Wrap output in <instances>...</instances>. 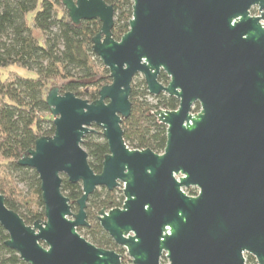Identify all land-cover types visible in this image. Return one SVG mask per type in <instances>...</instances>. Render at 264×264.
<instances>
[{"label": "water", "instance_id": "95a60500", "mask_svg": "<svg viewBox=\"0 0 264 264\" xmlns=\"http://www.w3.org/2000/svg\"><path fill=\"white\" fill-rule=\"evenodd\" d=\"M132 2L128 32L116 41L112 6L62 0L73 24L101 23L92 51L111 83L93 102L48 91L53 135L17 161L38 176L44 220L27 225L0 193L5 247L26 264H121L120 254L77 232L89 227L90 195L121 188L122 207L103 208L96 219L132 264H246L245 255L264 264V0ZM161 72L167 85L158 81ZM136 76L150 96L178 101L175 111L153 112L166 126L161 154L123 140ZM94 128L108 146L100 173L82 148ZM63 179L81 186L76 212ZM190 188L196 196L183 191Z\"/></svg>", "mask_w": 264, "mask_h": 264}, {"label": "trees", "instance_id": "16d2710c", "mask_svg": "<svg viewBox=\"0 0 264 264\" xmlns=\"http://www.w3.org/2000/svg\"><path fill=\"white\" fill-rule=\"evenodd\" d=\"M115 11L113 38L119 41L128 32L132 17V0H103ZM98 20L73 24L62 0H0V193L7 208L17 213L27 225L44 220L40 182L34 170L21 167L17 161L34 147L40 137L53 135V118L45 97L52 87L60 93L71 92L76 97L93 102L98 91L111 83L109 72L92 51L91 39L99 32ZM13 68L34 74L33 78L19 75ZM134 80V79H133ZM159 83L167 85L164 73ZM148 99L155 100L150 103ZM130 117L122 121L123 140L132 150L149 149L161 154L166 142V126L159 123L153 112L159 109L175 111L178 101L160 94L150 96L143 80L131 84ZM199 109L195 106L194 112ZM82 148L94 173H100L108 146L101 133L87 134ZM22 184L26 192L20 189ZM61 191L69 199L71 210L77 211L81 197L80 184L63 179ZM196 196L195 189H187ZM122 191L104 188L94 191L86 205L89 227L84 235L97 248L123 253L101 229L98 212L121 208ZM82 229H77L81 231ZM8 236L0 227V264H26L16 252L5 247ZM246 264H255L247 255Z\"/></svg>", "mask_w": 264, "mask_h": 264}, {"label": "rangeland", "instance_id": "374dc122", "mask_svg": "<svg viewBox=\"0 0 264 264\" xmlns=\"http://www.w3.org/2000/svg\"><path fill=\"white\" fill-rule=\"evenodd\" d=\"M251 15H252V16H258L257 8H253V9L251 10ZM12 71H15L16 73H18L19 75L24 76V77H28V78H33V77H34V74H33V73H31V72H27L26 70H22V69H18V68H13ZM142 80H143V79H142L141 76H136V77L134 78V80H133V83L137 85V84H140ZM148 101H149L150 103H154V102H155V100H153V99H148ZM194 109H195V108H194ZM198 110H199V109H198ZM193 112H194V110H193ZM197 112H198V111H197ZM194 113H196V112H194ZM94 129H95V131L101 132V131H100L99 129H97V128H94ZM19 187H20V189H22L23 192H26V189H25V187H24L22 184H20ZM194 189H195V188H194ZM118 190L121 191V188H119ZM183 191L186 192L187 190L183 189ZM195 191L198 192L197 189H195ZM186 193H187V192H186ZM88 223H89V222H88ZM79 229H82L80 232L77 231V232L79 233V235H80L81 237H83L86 241L89 242L88 237H87L86 235H84V228H79ZM119 248H120V249H123V248H121V247H118V249H119ZM121 254L123 255L122 263H123V264H131L130 258L128 257V255H127L125 249H123V253H121ZM246 256H247V255H245V260H246ZM161 264H168V263H167V260L164 259V258H162Z\"/></svg>", "mask_w": 264, "mask_h": 264}, {"label": "flooded vegetation", "instance_id": "af4514ba", "mask_svg": "<svg viewBox=\"0 0 264 264\" xmlns=\"http://www.w3.org/2000/svg\"><path fill=\"white\" fill-rule=\"evenodd\" d=\"M194 189V188H193ZM118 247V246H117ZM118 250H120V248L118 249ZM116 252V251H115ZM116 253H118V254H120L121 256H122V260H123V255L121 254V253H119V252H116ZM122 260H121V264H123L122 263ZM132 264V263H131Z\"/></svg>", "mask_w": 264, "mask_h": 264}]
</instances>
